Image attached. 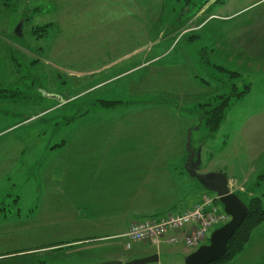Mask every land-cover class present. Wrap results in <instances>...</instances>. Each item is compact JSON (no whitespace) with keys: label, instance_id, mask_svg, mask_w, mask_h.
Returning a JSON list of instances; mask_svg holds the SVG:
<instances>
[{"label":"rangeland","instance_id":"374dc122","mask_svg":"<svg viewBox=\"0 0 264 264\" xmlns=\"http://www.w3.org/2000/svg\"><path fill=\"white\" fill-rule=\"evenodd\" d=\"M257 16H264V0H228L226 5L216 0H10L7 5L0 0V253H19L0 264H71L75 251L70 248L66 254L36 252L39 233L46 245L81 239L71 210L84 203L100 211L113 200L100 199L105 193L84 201L76 196L74 161L82 134L88 143L91 137L97 145L124 144L127 114L153 105L166 119L179 121L188 158V131L200 124V104L229 92L235 82L250 85V91L231 101L217 131L205 125L193 129L191 143L200 150L201 173L222 171L233 192L258 197L264 206V65L257 67L264 53L252 58L237 45L249 39ZM244 27L248 32L239 35ZM258 29L264 31V23ZM253 39L264 42V37ZM163 65L170 69L156 71ZM229 71L241 78L235 80ZM109 101L115 104H104ZM92 112L104 115L93 118ZM184 157L167 160L179 186L177 207L156 218L186 212L206 197L215 199L188 171ZM108 164H102L105 172L96 185H107ZM212 206L224 211L217 200ZM32 209L38 213L32 215ZM46 209L53 214H44ZM43 214L51 227L29 223L30 218L40 222ZM223 224H215L209 236ZM126 242L125 237H105L91 248L118 255L124 264L151 252L159 258L147 264H183L197 249L182 242L128 249ZM253 242L264 251V222L243 250L219 264H257L249 255Z\"/></svg>","mask_w":264,"mask_h":264},{"label":"crops","instance_id":"0c3cea01","mask_svg":"<svg viewBox=\"0 0 264 264\" xmlns=\"http://www.w3.org/2000/svg\"><path fill=\"white\" fill-rule=\"evenodd\" d=\"M223 1L221 4L226 5L228 0ZM257 17L252 19L256 22V25L254 27L250 26L249 32V27H246V29L244 27L240 31L241 34L239 35L248 32L246 37H249V39L243 40L242 44H237L242 47L240 51L242 54H248L252 58H258L264 53V42L259 44L256 39H253L256 36L264 37V31L259 32L260 29H258L264 23V16ZM137 20L140 21V17ZM157 59L158 57L143 64L155 62ZM257 65L258 68H261L264 62H260ZM251 67H254V63ZM165 69L170 68L163 65L156 71L160 72ZM107 80L104 82H107ZM104 82L100 83V85L104 84ZM155 109H157L155 106L150 105L146 110H134L127 114V121L124 126V144L104 142L97 145L95 142H91V137H88L90 141L88 143L83 137L86 133L82 132L84 134L76 141L77 152L76 160L74 161L75 174L77 176L75 184L76 196L78 199L81 198L84 201L85 198H94L101 195V193H105L104 196L101 195L100 199L110 197L113 200H110L108 206H105L106 208H100L102 209L100 211L98 209L93 210L84 203L81 208L71 210L72 214L76 216L77 230L81 232L83 237L72 241H62L46 245L45 242H40L41 235L39 233L40 238L37 240L39 243L33 245L35 248H38L34 249L36 252L52 251L64 253V250L70 248L72 249L71 251H75L73 258H71V264H101L111 260H122L118 255L99 254L95 251L96 248L95 250L91 248V245L96 239L125 237L124 234L128 231L133 220L146 218L147 215L160 216L166 214L167 212H164L170 207H177L175 203L176 199L180 196L179 186L174 170H170L172 165L167 160L171 157L175 159L178 156L180 158L184 157L182 147L185 141L184 131L180 128L179 121L175 119L173 123L170 117L166 119L167 117L162 116L160 111ZM86 113L90 114L89 111H86ZM92 113L90 117L93 116V118H101L98 115H104V113ZM146 115L148 120L145 118ZM171 115L177 118L174 112ZM102 123L107 124L110 128H114L110 126L108 121ZM140 125H145L146 128L140 127V130H138V126ZM194 125L195 121H191L188 126L192 127ZM134 126L137 127L134 128ZM184 129H187L186 125ZM88 135L90 136L89 133ZM94 135L95 133L92 132V136ZM93 140H95L94 137ZM184 158L187 161V156ZM106 161H109L107 170L110 173L106 182L107 185H96L101 172H105L102 164ZM173 165L174 168L177 167L176 164ZM92 185L93 188H91ZM96 187L101 191L95 190ZM94 191L96 193H93ZM89 193H93V197ZM165 198L172 201H164ZM194 204L182 207L179 212L185 211ZM32 211V215L38 213L36 209H32ZM45 211L44 214L48 216L53 214L51 209H46ZM44 214L40 222L37 218H30L28 219L31 221L29 223L34 227L41 228L44 222V228L51 227V219L49 217L45 218ZM43 231L46 232L47 229H41V233ZM99 231H103V235L98 236L97 234H100ZM2 241L0 240V244L3 243ZM253 246L254 248H251L249 252L250 259L255 258L257 259V264H264V251L262 252L261 250L262 245L255 246V242H253ZM153 253L151 252L149 255ZM255 253H257V256H255ZM0 254V260H8L19 256V253L15 252ZM85 255L88 256L85 257ZM56 261L51 260L50 264ZM59 261L61 262V260Z\"/></svg>","mask_w":264,"mask_h":264},{"label":"water","instance_id":"95a60500","mask_svg":"<svg viewBox=\"0 0 264 264\" xmlns=\"http://www.w3.org/2000/svg\"><path fill=\"white\" fill-rule=\"evenodd\" d=\"M20 23L16 29V34L19 35ZM199 129V126L191 128L188 131L186 141V149L188 152L187 169L197 179L201 181L203 186L213 192L216 198L223 205L224 212L229 216V220L222 226L213 230L210 234L209 241L202 244L196 250L189 253L183 264H210L223 258L228 251V242L233 237L236 230L243 223L248 215V206L242 199L231 190L229 179L223 172H206L199 171L201 158L200 150L192 147L191 134L192 131ZM158 254H152L142 258L133 259L126 264H147L158 261ZM101 264H124L122 260H111Z\"/></svg>","mask_w":264,"mask_h":264},{"label":"built area","instance_id":"2783aa9c","mask_svg":"<svg viewBox=\"0 0 264 264\" xmlns=\"http://www.w3.org/2000/svg\"><path fill=\"white\" fill-rule=\"evenodd\" d=\"M215 199L204 198L192 209L163 217H150L134 222L124 234L126 247L146 243L159 247L161 243L177 244L182 242L190 248H198L209 238L211 228L217 223H225L229 218L223 211L213 207Z\"/></svg>","mask_w":264,"mask_h":264},{"label":"trees","instance_id":"16d2710c","mask_svg":"<svg viewBox=\"0 0 264 264\" xmlns=\"http://www.w3.org/2000/svg\"><path fill=\"white\" fill-rule=\"evenodd\" d=\"M4 4H9L10 0H1ZM216 2H224L223 0H216ZM182 24L180 25V27ZM231 77L237 80L241 78V75L237 71H229ZM229 92H224L219 94L212 100L200 104L201 114H200V124L205 125L210 132H215L219 129L223 123L228 108L231 105L232 100L242 99L249 91L250 85H239L236 82L229 87ZM115 104L114 101L105 102L104 104L109 106ZM75 117H72L74 119ZM206 189V188H205ZM209 191V190H208ZM236 194L242 199V201L248 206L249 212L243 223L236 230L233 237L228 242V251L226 255L210 264H219L221 261L232 257L241 250L244 249V246L249 241L253 230L258 227L261 223L264 222V206L262 201L258 197L249 198L246 194H241L236 192ZM219 201L218 199H216ZM220 202V201H219ZM221 203V202H220Z\"/></svg>","mask_w":264,"mask_h":264}]
</instances>
